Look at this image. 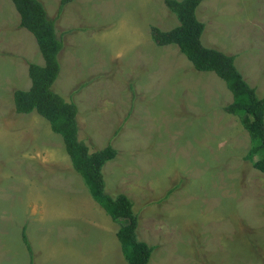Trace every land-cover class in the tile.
I'll return each mask as SVG.
<instances>
[{
	"label": "rangeland",
	"instance_id": "rangeland-1",
	"mask_svg": "<svg viewBox=\"0 0 264 264\" xmlns=\"http://www.w3.org/2000/svg\"><path fill=\"white\" fill-rule=\"evenodd\" d=\"M40 2L63 41L52 90L76 105L90 152L116 150L101 170L105 192L130 199L148 264H264V175L244 159L243 117L224 112L232 96L215 74L151 40V26L177 25L164 1L72 0L58 15L60 0ZM196 16L203 46L234 56L264 97V0H203ZM29 63L43 65L37 43L0 0V264H127L118 224L61 136L14 110Z\"/></svg>",
	"mask_w": 264,
	"mask_h": 264
},
{
	"label": "trees",
	"instance_id": "trees-1",
	"mask_svg": "<svg viewBox=\"0 0 264 264\" xmlns=\"http://www.w3.org/2000/svg\"><path fill=\"white\" fill-rule=\"evenodd\" d=\"M10 1L19 15V26L32 34L43 59V65L28 64L29 88L12 92L15 112L36 113L49 123L53 133L61 136L71 166L83 180L91 199L118 224L116 238L127 264H148L152 248L137 238L138 219L130 199L124 194L110 196L105 192L101 170L107 161L115 157L116 150L107 145L90 152L78 138L76 105L66 102L52 90L60 72L59 54L63 45L62 39L56 36L55 19L48 17L40 0ZM70 1L60 0L57 15ZM163 1L175 15L177 25L167 31L151 26V40L161 47L176 46L194 70L213 73L224 82L232 100L223 110L230 115L242 116L249 135L250 148L244 159L250 160L253 168L264 175V97L259 98L255 89L245 82L234 64V56L203 46L201 36L204 25L196 16V9L203 0ZM22 238L28 251H31L24 233Z\"/></svg>",
	"mask_w": 264,
	"mask_h": 264
},
{
	"label": "crops",
	"instance_id": "crops-1",
	"mask_svg": "<svg viewBox=\"0 0 264 264\" xmlns=\"http://www.w3.org/2000/svg\"><path fill=\"white\" fill-rule=\"evenodd\" d=\"M175 26V25H174ZM179 51V50H178ZM76 205H77V203H76ZM31 212V210H29V213ZM91 215V214H90ZM42 222H43V219H42ZM22 233H24V231L22 232ZM25 235V234H24ZM21 238H22V234H21ZM26 238V237H25ZM23 241V238L22 239H20V241Z\"/></svg>",
	"mask_w": 264,
	"mask_h": 264
}]
</instances>
